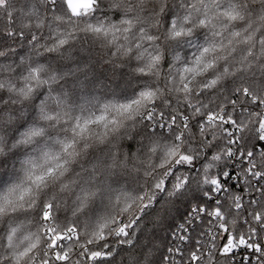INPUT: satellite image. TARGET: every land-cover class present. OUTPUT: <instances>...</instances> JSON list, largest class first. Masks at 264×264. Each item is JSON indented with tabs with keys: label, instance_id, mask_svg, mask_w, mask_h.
Wrapping results in <instances>:
<instances>
[{
	"label": "snow or ice",
	"instance_id": "1",
	"mask_svg": "<svg viewBox=\"0 0 264 264\" xmlns=\"http://www.w3.org/2000/svg\"><path fill=\"white\" fill-rule=\"evenodd\" d=\"M221 259L264 264V0H0V264Z\"/></svg>",
	"mask_w": 264,
	"mask_h": 264
},
{
	"label": "trees",
	"instance_id": "2",
	"mask_svg": "<svg viewBox=\"0 0 264 264\" xmlns=\"http://www.w3.org/2000/svg\"><path fill=\"white\" fill-rule=\"evenodd\" d=\"M109 74H111V70H109ZM164 235H166V233H164L163 231L158 233L157 243H159V237H163ZM220 264H224L222 259H221Z\"/></svg>",
	"mask_w": 264,
	"mask_h": 264
},
{
	"label": "built area",
	"instance_id": "3",
	"mask_svg": "<svg viewBox=\"0 0 264 264\" xmlns=\"http://www.w3.org/2000/svg\"><path fill=\"white\" fill-rule=\"evenodd\" d=\"M242 255H246V253H240V252H238V254H237L236 258H235L237 262L241 259V256ZM253 260H254V258H253Z\"/></svg>",
	"mask_w": 264,
	"mask_h": 264
}]
</instances>
